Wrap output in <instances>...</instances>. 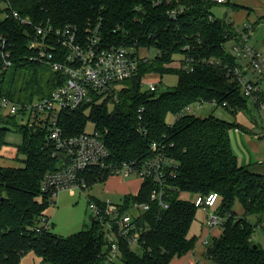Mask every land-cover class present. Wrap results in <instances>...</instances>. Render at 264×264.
I'll list each match as a JSON object with an SVG mask.
<instances>
[{
    "label": "trees",
    "instance_id": "16d2710c",
    "mask_svg": "<svg viewBox=\"0 0 264 264\" xmlns=\"http://www.w3.org/2000/svg\"><path fill=\"white\" fill-rule=\"evenodd\" d=\"M7 1L10 10L33 22L49 20L55 27L72 24L81 30L88 22L99 23L105 46L136 43L156 51L123 83L118 103L109 99L98 103L94 96L92 103L59 117L66 137L85 132L90 124L102 136L112 163L145 161L152 156L153 143L167 154L169 178L162 197L167 208L150 201L156 186L149 179L136 196H124V207L141 202L147 203L149 210L135 221L140 234L138 247L131 248L120 239V255L114 264H172L175 258L193 251L198 237L190 235V229L198 209L192 199L212 192L219 196L215 214L220 219L221 234L208 240L205 259L210 264H264V249L252 241L257 225L264 223V175L238 164L229 141V131L237 124L184 112L197 102H214L233 115L248 109L250 99L243 95L240 83L227 74L228 68L239 67V58L226 44L237 41L239 34L227 18H214L212 9L218 5L207 0H173L170 6L159 7L143 0H0V16L9 12ZM169 8H181L175 19L167 14ZM1 34L10 36L14 43L13 65L2 83L5 96L20 103L34 99H15L14 85L20 80L17 92L26 93L38 85L43 70L49 72L48 94L59 75L45 66L20 60L30 53L20 25L12 18L0 17ZM175 56L181 57L178 68L171 66ZM186 58L194 59L190 72L185 69ZM200 59L219 64H203ZM149 74H174L177 83L161 93L149 91L141 84ZM256 96L253 103L259 108L264 104V89ZM141 108L138 120L137 110ZM168 116L175 120L168 122ZM5 123L22 134L17 153L24 159L20 168L0 166V264H20L30 252L38 264H98L106 259L107 242L97 222L67 237L53 235L52 226L43 228L48 221L44 213L51 202L41 194V181L45 174L55 171L57 159L45 145L46 133L36 125L33 129L17 126L15 118ZM8 131L0 127V148L6 144ZM87 179L89 188L97 184L92 175ZM182 193L189 194L190 199H181ZM235 202L241 205L242 216L235 214ZM249 216L256 217L255 225L248 221Z\"/></svg>",
    "mask_w": 264,
    "mask_h": 264
},
{
    "label": "built area",
    "instance_id": "2783aa9c",
    "mask_svg": "<svg viewBox=\"0 0 264 264\" xmlns=\"http://www.w3.org/2000/svg\"><path fill=\"white\" fill-rule=\"evenodd\" d=\"M152 7L162 5L170 6L173 0H143ZM216 5H225L227 0H207ZM5 6L8 13L1 18L14 19L21 28L22 35L26 37V48L30 52L22 56V62H34L50 69L59 75L55 80V87L42 97L31 101L17 102L5 96L2 83L6 72L13 65L12 51L14 43L8 35H0V127H8L5 121L15 118L16 124L21 119V125L38 129L46 133L45 145L52 151L57 159L55 171L48 172L41 181V194L49 202L55 199L61 191L89 189L88 175L94 177L95 183L111 176L119 178H135L141 181L151 180L155 189L151 190L150 201H156L164 208L162 197L167 179V157L164 150L155 143L151 144L152 156L145 161H123L112 163L105 147L102 136L94 128L85 130L78 135L66 137L62 133L59 117L78 110L83 104L92 103L94 96L96 102L109 99L118 103L123 83L137 72L141 62L151 60L145 47L133 45L105 46L102 41L99 23L88 22L81 30L76 25L68 24L55 27L50 21L33 22L30 17H23L18 12L10 10L8 1ZM180 9L169 8L167 14L175 19ZM239 34L237 41L231 43L230 51L240 60L246 62L254 73L264 79V54L255 51L248 41L253 31V25L244 23L240 27L234 26ZM145 49V50H144ZM145 53H143V52ZM156 53V51H155ZM155 56V55H154ZM181 60H179L180 62ZM185 69L192 71L193 58H186ZM203 64L218 65L215 60L200 59ZM226 67V66H225ZM232 80L240 83L243 95L255 102L261 88L248 81L242 74L240 67L227 70ZM143 86L149 91H155L157 85L153 82ZM209 104L217 107L214 102H197L193 106ZM264 105V104H261ZM224 106V105H223ZM191 107L185 113H191ZM142 108L137 110L138 120H141ZM175 118L172 119V122ZM171 175V174H169ZM137 194L133 195L136 196ZM95 198V197H94ZM219 196L212 192L207 195H195L192 204L205 214L203 224L207 228L218 227L220 219L215 214ZM149 210L147 203L133 202L124 207V197L121 202H103L89 198L88 211L90 221L97 222L103 227L107 242L108 255L98 264H114L120 255L118 242L125 239L129 246L137 248L139 233L135 230V221ZM44 229L49 230L51 224L45 222ZM37 233L41 231L36 230ZM200 244L206 246L208 240L201 239ZM109 245V246H108Z\"/></svg>",
    "mask_w": 264,
    "mask_h": 264
},
{
    "label": "rangeland",
    "instance_id": "374dc122",
    "mask_svg": "<svg viewBox=\"0 0 264 264\" xmlns=\"http://www.w3.org/2000/svg\"><path fill=\"white\" fill-rule=\"evenodd\" d=\"M221 6H215L212 12L215 17H222ZM231 43L226 44V48L230 49ZM148 57L152 59L155 55V50L153 48H148ZM177 59H181L179 56H175L174 60L177 63ZM242 61V60H241ZM32 73V72H31ZM41 76L38 81V85L34 88H30L26 93L21 95L17 92L20 87V80H16L15 87L13 91L14 98H38L47 94L49 90V85L47 83L48 71L43 70L40 72ZM149 76V75H147ZM248 77L256 78L259 77L256 73H249ZM153 82L157 85L158 93L170 90L177 83V76L174 74L158 76L157 78L146 79L145 83ZM126 84V83H125ZM144 89L146 86H143ZM252 102V101H251ZM253 103V102H252ZM261 108H257L253 104H248V109L245 111H239L233 115L228 110L222 107H213L209 104H204L200 107L192 106V115L199 118H206L209 115L214 116L222 121L230 124H237V128L234 127L230 129L229 141L232 152L237 158L238 164L252 165L255 162H264V137H260L258 134L260 132V124H254V121L261 120L264 122V105ZM168 122H171V116L167 117ZM171 120V121H170ZM17 126L21 125V119L18 120ZM9 130L5 137V145L0 148V166L1 167H13L20 168L23 166L22 160L24 157L17 153V149L22 141V134L16 129V127L10 125L7 127ZM87 130L91 129V125L88 124ZM115 179V178H111ZM109 180L108 184L97 183L87 190H66L61 191L55 203H51L50 206L45 210V215L50 224H52V234L57 237H67L69 235L80 232L81 230H86L90 228L91 221L88 211V201L90 197H95L96 199L103 202L119 203L121 202L122 195L125 193H136L138 188V182L135 178H121L124 183H119V180ZM114 183V185H111ZM184 199L187 197H183ZM234 212L236 215L242 214V207L238 202L234 204ZM205 214L203 211L198 210L196 214V220L192 224L190 229V235L199 236L202 235L200 221L205 219ZM248 221L255 225L256 222L253 221V216H249ZM264 227H256L255 232L252 235V240L255 244L259 246H264ZM214 231L207 234L208 240L213 238ZM204 256H200L201 264H210L209 261L205 259ZM39 260L33 253H28L23 256L20 260V264H38ZM194 264H199L194 262Z\"/></svg>",
    "mask_w": 264,
    "mask_h": 264
},
{
    "label": "crops",
    "instance_id": "0c3cea01",
    "mask_svg": "<svg viewBox=\"0 0 264 264\" xmlns=\"http://www.w3.org/2000/svg\"><path fill=\"white\" fill-rule=\"evenodd\" d=\"M220 8L222 9L221 10L222 17L218 18V17H215L213 14L214 18H217V19L227 18L236 27H240L244 23H249V24L253 25V31L250 34L248 44L255 51L264 54V0H227L225 5H222ZM143 53H145V52H143ZM178 60L179 59H177V61ZM171 66L178 68L181 66V64L179 61L177 63L174 61L171 64ZM239 67H240V70H241L243 76L248 81H251L254 84H257L261 89H264V79H262L261 77H256V78L248 77L249 73L251 74V72L252 73H254V72L249 67H247L246 62L244 60L239 61ZM157 77H158L157 75L149 74V76H146V79H152V78H157ZM248 104L254 105V103H252L251 101H249ZM260 108H261V106L259 107V109ZM258 123L260 124V132L258 135L260 137H264V122H262L261 120H259V122L256 120L254 121L255 125H258ZM229 133H230V131H229ZM239 165L248 166V167H250V169L252 171L264 175V162H262V163L255 162L252 165H246V164L239 163ZM111 178H115V179L119 180L120 184L124 183L123 179H121L119 177H115V176H111V177L107 178L104 183L108 184V182ZM115 179H111V180H115ZM135 181L138 182V188L136 190V193H134V194L125 193L122 195V197H124L126 195H135L138 193V190L141 186V181L138 179H136ZM111 185H114V183H111ZM183 197H187V198L184 199ZM180 198L187 200V199H190V195L186 194V193H182V194H180ZM242 215H243V210H242V214L241 215L239 214L238 216H242ZM253 221L256 222V217H254V216H253ZM200 224L202 226L201 227L202 235L199 236L194 250L189 252L187 255H185L181 258H175L172 261V264H194V262H197L199 264L202 263L200 256L201 257L204 256L205 246H202L199 241L203 238H206L208 240L207 234L212 233V231H214V230H215V232H213L214 233L213 237H215V238L219 237L221 234V229L219 227L207 228L204 226L203 221H200ZM258 226L264 227V223L257 225V227ZM262 230H264V229H262ZM260 247L262 249H264V246H260Z\"/></svg>",
    "mask_w": 264,
    "mask_h": 264
},
{
    "label": "water",
    "instance_id": "95a60500",
    "mask_svg": "<svg viewBox=\"0 0 264 264\" xmlns=\"http://www.w3.org/2000/svg\"><path fill=\"white\" fill-rule=\"evenodd\" d=\"M32 129V128H31Z\"/></svg>",
    "mask_w": 264,
    "mask_h": 264
}]
</instances>
